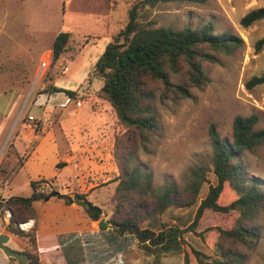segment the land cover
I'll use <instances>...</instances> for the list:
<instances>
[{"label": "rangeland", "instance_id": "374dc122", "mask_svg": "<svg viewBox=\"0 0 264 264\" xmlns=\"http://www.w3.org/2000/svg\"><path fill=\"white\" fill-rule=\"evenodd\" d=\"M137 1L0 0V171L10 159L17 156L25 158L33 147L36 155L31 167L37 177L59 170L58 156L62 140L53 131L58 132L63 111L53 98L59 93L44 90L67 74L71 62L80 57L92 39L108 37L110 42L111 36L126 26L128 12ZM260 7H264V0H208L205 3L170 2L146 12L145 22L153 27L198 29L212 24L216 33L237 34L245 45L231 55L210 51L216 61L201 60L209 81L201 89L191 88L189 98H182L161 83L151 81L149 90L159 127L145 143L138 135H133L128 142L122 138L125 130L110 107L111 114L102 120L111 129L103 126L99 132L104 136L108 135V131L111 134V156L100 159L99 165L106 164L100 173L95 172L97 176L91 174L87 180L98 190L97 200L102 203V218L106 221L112 218L115 209H120L117 219L129 209L127 205L118 207L114 200L120 174L118 164L122 162L121 159L126 161V153H133L135 157L129 163L152 174L156 188L168 183L183 187L191 181V172L199 168L206 169V177L214 183L210 126L216 124L221 137L231 141L235 117L256 114L259 116L256 128L264 129V85L251 89L246 87L251 78L264 76V46L259 52L255 47L256 42L264 37V20L247 28L241 25L245 14ZM60 32H70L71 41L68 51L54 63L52 47ZM43 60L48 61L49 65L41 71ZM95 64L84 62L91 72ZM171 81L175 84L186 82L184 65L180 72L171 75ZM100 84V79L92 76L77 89L80 100L76 101L94 111L95 108L101 112L109 110L111 105L101 99L96 91ZM45 95L46 103L41 107L36 106L38 98ZM30 115L37 118L45 116L49 121L35 126L29 120ZM33 136H36L33 140L36 143L31 141ZM18 146H23L25 151L20 154ZM243 162L250 178L259 180L260 189L264 191V144L254 151H246ZM18 172L12 175L11 188L14 189L13 193L26 196L30 189L26 173L24 170ZM54 189L61 195L71 196L73 200L75 195H87L70 181L58 183ZM208 189L209 183H204L200 198L207 194ZM237 197L235 192L226 189L219 203L227 205ZM196 210L197 207L171 209L162 215L161 222L167 227L186 228ZM238 217V212L223 214L209 211L194 231L184 233L175 242L154 248L133 240L129 249L116 255L112 254V247L104 235L93 240V245L80 257L84 259V264H185L187 257L192 264H198L193 250L214 257L219 235L217 228L231 229ZM97 225L100 228L99 221ZM248 226H255L258 233L254 247L247 250L242 244H234L233 248L247 255L246 264H264V209ZM108 232L110 238L114 236L112 229ZM116 242L119 244L120 240ZM8 245H12L10 241Z\"/></svg>", "mask_w": 264, "mask_h": 264}, {"label": "trees", "instance_id": "16d2710c", "mask_svg": "<svg viewBox=\"0 0 264 264\" xmlns=\"http://www.w3.org/2000/svg\"><path fill=\"white\" fill-rule=\"evenodd\" d=\"M208 0H139L128 12L126 26L111 36L104 52L98 58L93 71L89 75L96 76L102 82L98 96L107 101L125 132L122 138L131 141L138 135L142 143L149 140L150 135L158 129L157 114L153 110L151 81L161 83L167 90L182 98L191 97V88H203L208 83L201 60L216 61L210 51L231 55L245 45V41L232 32L216 33L212 24L198 29L186 27L176 29L153 27L145 22L146 12L160 4L170 2L205 3ZM264 20V7L250 10L241 19L244 28ZM71 41L70 32H60L53 42V62H58L68 51ZM264 46V37L256 42V51ZM186 67V82L175 84L171 75ZM52 76L51 81H53ZM50 85V84H49ZM264 85V76L253 77L246 87ZM45 92L65 93L73 100H80L79 90H67L51 84ZM259 116L238 115L233 121L232 140L223 139L216 124L209 128L212 146V173L215 182L206 177V169L199 168L191 172V181L183 187L176 183H168L156 188L153 176L141 167L129 163L133 153H126V161L118 164L119 177L115 189L114 200L117 206L129 207L126 213L119 215L114 210L107 228L106 238L112 247V254L125 252L133 240L148 247H163L181 238L184 233L194 231L206 212L214 211L223 214L238 212L235 225L225 230L217 228L218 240L215 256L211 257L197 250L193 255L198 264H246L247 255L233 248L234 244H242L247 250L254 247L258 235L255 226L249 227L264 209V191L260 189L259 180L250 178L243 162L246 151H254L264 144V129H257ZM116 140V139H115ZM126 147V146H125ZM124 148V146H123ZM125 150V148H124ZM125 152V151H124ZM61 163L58 167H61ZM204 183H209L207 194L200 198ZM33 193L30 196H12L0 203V218L7 231L23 240V252L29 256L26 264H46L41 260L38 250L36 227L29 232L22 231L17 225L37 218L34 203L46 201L50 197L64 199L66 203H75L68 195L58 192L38 194L35 191L36 181L32 183ZM226 189L237 194L230 204L222 205L219 200ZM86 199L85 195H79ZM200 201V202H199ZM88 206H83L93 221H100L104 211L101 207L86 199ZM120 204V205H118ZM197 207L192 222L186 228L167 227L161 217L171 209L184 210ZM11 212V218L6 217ZM114 236L110 238V231ZM120 240L119 244L116 242ZM19 264V261H17ZM185 264H192L185 258Z\"/></svg>", "mask_w": 264, "mask_h": 264}, {"label": "crops", "instance_id": "0c3cea01", "mask_svg": "<svg viewBox=\"0 0 264 264\" xmlns=\"http://www.w3.org/2000/svg\"><path fill=\"white\" fill-rule=\"evenodd\" d=\"M108 43V37L92 39L86 45L80 57L71 62L67 74L56 80V86L67 90L80 88L88 80L91 73V69L87 70L90 67L85 66L84 62L90 61V63L95 64ZM101 86L102 82L96 87V91H99ZM66 96L67 94L62 92L58 96L53 97L61 108L60 111H63V119L61 124L57 126L58 132L53 131L54 129L49 130L56 132L58 134L57 137L62 140V148L58 156L59 164H62L61 167L54 174L39 175L37 177L38 175L33 173V168L31 167L32 160L36 155L35 147L29 151L25 158L17 156L10 159L0 171V201L9 199L12 196H19L13 193L14 189L13 187L11 188L13 185L12 175L18 170H20L18 174L24 170L30 186L29 194L26 196H30L33 193L32 183L41 178L52 180L55 186L58 183L70 181L80 187L82 193L85 192L87 194L86 199L88 201H92L103 209L102 203H98L97 200L98 190L95 189L94 184L88 183L87 180L91 174L97 176L95 172L100 173L102 167L106 164L99 165L100 159L111 156V134L108 131V135L104 136L99 132L100 127L103 126L108 127L107 130L111 129L110 126H105L104 119L102 120L103 117L111 114V106H109V110L105 109L103 112L97 111L96 108L94 111L91 107H83L82 104L76 106L74 103L62 107L61 104L66 99ZM46 100L47 95L39 97L35 105L41 107V105L46 103ZM38 110L36 109V111ZM35 137L31 138L34 143H36L33 141ZM22 147L18 146L20 154L23 150L25 151ZM10 170L13 171H11L12 174L9 177ZM34 208L37 212V218L33 220L34 227L37 230L39 255L46 264H84L85 261L80 255H83L86 249L93 245V240L106 236L107 232L102 230L101 227L99 228L96 221L90 219L83 205L76 202L68 204L64 199L54 196L46 201L35 202ZM0 234L9 235L12 245L18 243L17 247L10 245L12 249L23 250L25 242L9 233L1 218ZM90 241L91 244L89 243ZM0 251L2 252L0 253V264H19L17 261H10L1 249ZM75 256L78 258L75 259Z\"/></svg>", "mask_w": 264, "mask_h": 264}, {"label": "built area", "instance_id": "2783aa9c", "mask_svg": "<svg viewBox=\"0 0 264 264\" xmlns=\"http://www.w3.org/2000/svg\"><path fill=\"white\" fill-rule=\"evenodd\" d=\"M48 65H49V62L46 60H43L40 64L41 71H43ZM72 103H74L76 106L81 105L80 101H75L70 96L67 95L66 99L61 104V106L66 107ZM29 120L32 121L35 126L47 124L49 121V119L45 116L37 118V117H34L32 115L29 116ZM54 187H55V184L52 180L41 178V179L36 181L35 191L38 194L47 195V194H50V193L55 191ZM6 217L11 218V212L10 211H6ZM18 226L24 231H29V230L34 228V220L30 219L26 222L18 224Z\"/></svg>", "mask_w": 264, "mask_h": 264}, {"label": "water", "instance_id": "95a60500", "mask_svg": "<svg viewBox=\"0 0 264 264\" xmlns=\"http://www.w3.org/2000/svg\"><path fill=\"white\" fill-rule=\"evenodd\" d=\"M51 198V197H50ZM48 198V199H50ZM74 201L83 206H88L86 199L81 198L79 195L74 196ZM112 223L110 221H106L105 218H102L99 221V226L105 229L107 226H111ZM10 241V236L7 234H0V249L4 252V254L9 257L10 261L15 262L19 261L22 264H26L29 261V256L23 252L12 249L8 243Z\"/></svg>", "mask_w": 264, "mask_h": 264}]
</instances>
